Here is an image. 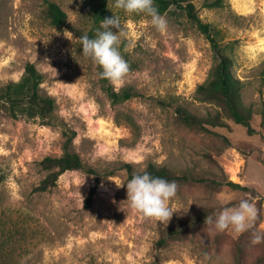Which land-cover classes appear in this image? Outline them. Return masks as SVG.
<instances>
[{"label":"rangeland","instance_id":"obj_1","mask_svg":"<svg viewBox=\"0 0 264 264\" xmlns=\"http://www.w3.org/2000/svg\"><path fill=\"white\" fill-rule=\"evenodd\" d=\"M52 1L65 11L64 25L49 23L43 0H0V87L32 62L42 93L54 100L48 123L0 109V264H264V240L252 243L264 235V0H220L210 8L204 3L211 0H188L230 59L253 132L233 120L223 100L196 93L218 60L183 9L161 14L168 21L161 33L150 18L125 14L109 0L127 33L120 51L130 66L122 85H110L135 92L113 103L81 54L92 4ZM177 108L218 117L220 125L185 123ZM65 143L94 172L67 170L52 188L36 191L46 174L40 161L60 155ZM100 145L110 151L98 155ZM126 163L132 173L155 164L186 175L169 179L177 195L168 222L129 211ZM242 199L257 211L245 232L205 223Z\"/></svg>","mask_w":264,"mask_h":264},{"label":"trees","instance_id":"obj_2","mask_svg":"<svg viewBox=\"0 0 264 264\" xmlns=\"http://www.w3.org/2000/svg\"><path fill=\"white\" fill-rule=\"evenodd\" d=\"M43 1L46 6L45 17L49 23L53 26L64 25L67 16L62 7L52 0ZM88 1L92 4L91 17L93 25L87 34L92 37L95 35V30L100 26L101 20L106 17H111L112 13L108 7L109 0ZM154 4L160 14L165 13L173 5L183 9L187 18L197 29L206 35L213 48L215 58L218 61L213 67L211 77L197 86L196 93L202 99L223 100L233 120L238 124L244 125L249 132H253L254 129L250 124L252 111L248 109V112L243 114L238 105L240 86H236L233 83L234 80L230 75V59L222 51L213 37L210 24L200 19L195 5L188 0H154ZM219 5L220 0H211L204 3V6L209 8ZM97 69L99 75L101 69L98 67ZM42 80V74L36 66L32 62H27L18 80L8 82L0 87V109L13 118H26L48 123L54 111V100L51 96L42 93L40 87ZM99 81L102 89L113 103L125 101L135 95V92L131 88H123L120 91L114 90L110 82L107 79L100 78V76ZM176 110L178 116L185 123L200 126L206 124L213 126L220 125L218 117L204 119L189 112L185 108H177ZM261 114H264V110H262ZM66 146L67 144L65 143L64 150L60 155L45 156L40 161L46 174L40 180L39 184L35 186L34 189L36 191H45L52 188L56 184L59 175L67 170L80 169L89 173L94 172L93 169L86 167L77 153L68 150ZM125 167L127 168L128 177L131 178L135 174L131 171V165L126 163ZM145 170L154 176L163 177L167 180L186 176L173 171L165 165L149 164ZM143 171L138 173H142ZM229 184L238 186V183L229 182ZM237 263L238 259H236Z\"/></svg>","mask_w":264,"mask_h":264},{"label":"clouds","instance_id":"obj_3","mask_svg":"<svg viewBox=\"0 0 264 264\" xmlns=\"http://www.w3.org/2000/svg\"><path fill=\"white\" fill-rule=\"evenodd\" d=\"M114 7L125 14H142L149 19V23L159 32L168 29L167 19L155 7L154 0H114ZM117 29V31H113ZM127 35L120 19L113 15L101 20L95 35L87 33L79 36L81 54L88 58L94 66L101 69L100 78L107 79L113 85H122L130 72L129 63L121 55L120 44ZM107 146H98V155L107 154ZM127 189L129 211L144 219H155L157 222L169 221L173 210L169 202L177 195V184L163 177L154 176L148 171L135 173L124 184ZM257 211L248 199H242L232 207H223L213 218L205 217V223L212 225L217 231L231 229L239 235L248 230L255 221ZM264 240V235L257 234L252 241L258 244Z\"/></svg>","mask_w":264,"mask_h":264},{"label":"bare ground","instance_id":"obj_4","mask_svg":"<svg viewBox=\"0 0 264 264\" xmlns=\"http://www.w3.org/2000/svg\"><path fill=\"white\" fill-rule=\"evenodd\" d=\"M233 178V177H232ZM236 178V177H235ZM235 180V179H234Z\"/></svg>","mask_w":264,"mask_h":264}]
</instances>
